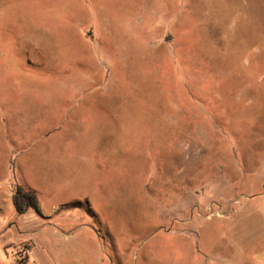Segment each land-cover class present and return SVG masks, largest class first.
<instances>
[{"label": "rangeland", "instance_id": "obj_1", "mask_svg": "<svg viewBox=\"0 0 264 264\" xmlns=\"http://www.w3.org/2000/svg\"><path fill=\"white\" fill-rule=\"evenodd\" d=\"M0 182V264H252L264 0H0Z\"/></svg>", "mask_w": 264, "mask_h": 264}, {"label": "trees", "instance_id": "obj_2", "mask_svg": "<svg viewBox=\"0 0 264 264\" xmlns=\"http://www.w3.org/2000/svg\"><path fill=\"white\" fill-rule=\"evenodd\" d=\"M12 204L18 214L25 213L29 208L39 210L37 194L22 186H17L12 195Z\"/></svg>", "mask_w": 264, "mask_h": 264}, {"label": "crops", "instance_id": "obj_3", "mask_svg": "<svg viewBox=\"0 0 264 264\" xmlns=\"http://www.w3.org/2000/svg\"><path fill=\"white\" fill-rule=\"evenodd\" d=\"M2 184L4 185L3 182H0V185ZM2 189L4 190L3 187ZM261 238H262L261 240L264 241V234L262 235ZM250 259H251L252 264H264V242L263 244H260L258 248L253 250V252L250 254Z\"/></svg>", "mask_w": 264, "mask_h": 264}]
</instances>
